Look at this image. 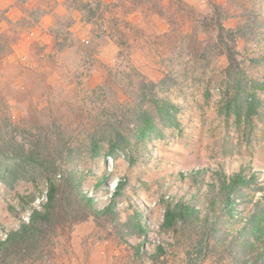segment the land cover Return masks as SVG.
<instances>
[{
    "label": "rangeland",
    "instance_id": "rangeland-1",
    "mask_svg": "<svg viewBox=\"0 0 264 264\" xmlns=\"http://www.w3.org/2000/svg\"><path fill=\"white\" fill-rule=\"evenodd\" d=\"M0 10L10 20L0 32L16 39L0 56V145L69 138L76 148L60 160L94 199L93 211L63 203L43 264H264V230L251 224L264 212V0H0ZM219 21L235 31L233 67ZM139 75L175 107L163 134L116 156L77 150ZM1 168L4 240L42 209L48 186L11 188ZM239 173L229 208L219 179ZM180 203L197 213L165 229Z\"/></svg>",
    "mask_w": 264,
    "mask_h": 264
},
{
    "label": "trees",
    "instance_id": "trees-1",
    "mask_svg": "<svg viewBox=\"0 0 264 264\" xmlns=\"http://www.w3.org/2000/svg\"><path fill=\"white\" fill-rule=\"evenodd\" d=\"M26 1L28 0H24ZM3 22L10 23L6 10H0V25ZM218 37L226 47L230 67H233L237 62L234 47L235 31L227 30L219 21ZM15 42L16 39L11 33L0 32V56L10 53ZM120 85L129 101L112 107L115 110L111 113L104 109L101 113L103 115L96 120L93 129L88 131L86 139L77 146V150H80L84 144V149L91 159L100 156L103 151L109 156H116L119 152L130 148L132 139H135L136 144L141 145L154 135L163 134L167 121L173 118L171 110L175 109L174 105L155 96L154 92L158 84L149 82L139 75L136 82ZM152 108L156 112L151 110ZM52 135L35 138L29 144L19 143L14 136L11 142L3 146L4 148L0 145V167L9 187L12 188L15 183L27 178L37 180V177L42 178L48 186L46 202L42 205V209L34 208L27 223L23 222L19 229L8 232L6 238L0 240V264H38V262L43 264L44 254L51 251V247H48L49 243L46 242L47 236L62 225L59 219L66 200L72 203L80 202L88 211L95 209L94 199L81 192L80 182H75V173L67 171L64 162L60 160L63 153H72L76 147L69 143V138L57 137L53 133ZM245 180L242 173L232 177L223 174L219 179L222 189L226 192L229 208L232 206V193L239 185H245ZM124 186L123 182L118 183L117 191L122 190ZM67 189L72 193L69 196L66 195ZM111 208L112 205L108 207ZM72 213H68L66 218L72 222L79 220L74 218L75 215ZM195 213H197L195 208L182 203L173 208L168 207L164 215L163 227L171 229L179 222L189 220ZM252 219L254 231L264 230V212L253 216Z\"/></svg>",
    "mask_w": 264,
    "mask_h": 264
}]
</instances>
